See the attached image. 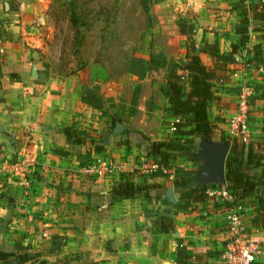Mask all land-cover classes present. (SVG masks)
<instances>
[{"label":"crops","instance_id":"obj_1","mask_svg":"<svg viewBox=\"0 0 264 264\" xmlns=\"http://www.w3.org/2000/svg\"><path fill=\"white\" fill-rule=\"evenodd\" d=\"M258 1L157 0L155 5L162 18L169 13L172 16L170 11L174 10L193 23V39L200 38L195 41L198 47L204 41L216 40L219 51L228 52L248 31L245 51L242 47L234 54L245 62L252 58V46L257 42L264 58V30H254L250 9ZM63 3L0 0V250L13 251L17 244L29 246L36 257L25 264L41 260L44 264H177V244L181 241L190 264H214L226 242L225 216L232 210L212 207L206 201H190L186 208H176L181 200L173 184L175 169L196 173L200 164L177 157L166 172L151 171L150 166L137 171L150 163L146 161L150 142L175 138L168 127L162 128L159 116L165 114L162 102L168 105L160 93L164 77L152 81L159 70H150L146 78L139 79L126 69L138 81L134 85L139 87L134 113L130 112L132 96L119 99L99 88V95L111 100L102 110L82 102L85 88H92L83 84L88 73L83 68L60 71L52 67L62 58L50 57L45 48L52 38L53 17ZM244 15L248 19L245 25L241 22ZM200 55L202 61H210H203L206 65L212 63L210 55ZM181 56L184 59L185 55ZM72 59L69 61H76ZM63 62L67 63L60 64ZM226 67L228 80L216 84L219 99L209 107V119L226 138L235 136L230 120L238 114L239 95L246 88L247 140L263 136L264 64L245 68L242 62H234ZM230 71L238 75H228ZM126 115L128 122L123 121ZM136 115L146 120L137 123L133 120ZM148 118H156L151 133ZM116 123H122L121 127L110 131ZM63 126L78 129L84 142L69 144L60 131ZM96 145L102 149L95 150ZM96 161H115L119 167L106 175L85 174L83 167ZM129 173L135 185L149 186L134 198L109 203L111 188ZM168 188L173 189V201L165 196ZM238 210L249 230L264 236V228L253 221L257 212L252 196L244 198ZM161 211L172 219L167 233L150 228ZM257 264H264V253Z\"/></svg>","mask_w":264,"mask_h":264},{"label":"trees","instance_id":"obj_2","mask_svg":"<svg viewBox=\"0 0 264 264\" xmlns=\"http://www.w3.org/2000/svg\"><path fill=\"white\" fill-rule=\"evenodd\" d=\"M252 20L255 21L256 31L264 30V0L250 5ZM244 14V13H243ZM248 19L244 15L241 22L245 25ZM257 24V26H256ZM179 35L186 38L187 44L184 59H167L163 53L151 54L148 59L133 58L128 72L135 74L139 79H144L150 70H164V79L160 92L168 104L165 108L166 118L177 119L173 121L175 138L168 140L152 141L148 144L146 154L151 157L160 168H170V162L177 157L200 162L197 155L200 139L215 140L219 138L231 144L230 152L225 163L226 188L233 195V205H241L244 198L252 196V204L256 208V216L253 221L257 226L264 228V135L251 137L247 142L241 136L226 138L217 130L216 125L209 119V107L215 103L219 96L216 84L226 82L227 65L234 63V54L249 41V32L244 31L239 40L232 44L228 52H220L217 41L211 43L204 41L201 46H196L193 23L182 18L178 24ZM243 47L242 49H244ZM252 58L247 59L248 66L258 68L264 64L261 57L263 49L261 43L252 46ZM200 53H205L213 58L210 65H206ZM246 60V59H245ZM139 93V87L133 90L130 112H135V105ZM82 102L103 109L105 99L92 88H85ZM172 122V121H170ZM60 131L65 135L69 144H82L84 138L80 131L73 126H63ZM93 142V140H91ZM102 146L96 145L99 151ZM263 168L261 172L255 171ZM176 177L173 181L181 203H177V209L189 206L190 201H206L209 196L206 193L208 187H218L221 184L202 183L195 184V171L175 169ZM149 185L137 186L133 182L130 173L127 178L113 185L108 195L109 203L121 199L134 198L143 193ZM156 219L152 221L150 228H159L160 232L167 233L171 230L172 219L167 217L166 211L156 213ZM179 241L177 244V264H190L186 247ZM36 253L29 246L17 244L13 251L0 250V261L4 264H25L33 260ZM37 264H44L41 260ZM88 264H97L90 261Z\"/></svg>","mask_w":264,"mask_h":264},{"label":"rangeland","instance_id":"obj_3","mask_svg":"<svg viewBox=\"0 0 264 264\" xmlns=\"http://www.w3.org/2000/svg\"><path fill=\"white\" fill-rule=\"evenodd\" d=\"M156 1L64 0L63 7L53 17L52 38L45 47L50 52V57L62 58L56 63L53 62L51 66L60 71L70 69L77 71L83 68L88 73L86 80L83 81L85 86L92 87L98 92L99 89H103L105 94H114L119 99L130 98L134 85L138 83L137 77H131L126 70L132 58L149 57L159 52L167 59H183L181 55H185L183 51L186 49L187 41L178 31L182 17L179 12L172 10L170 11L172 16L169 13L166 18H162L158 12L156 14L158 9ZM199 40V37H195L196 42ZM72 58L76 61H69ZM203 59L204 62H210L206 58ZM64 60L67 63L60 64ZM162 71L156 72L152 81L157 82L158 78L164 77ZM95 84L98 87H95ZM155 87L156 85L153 88ZM164 104L165 102H162L163 110ZM164 115L159 114L162 118L161 124H164L162 128H169L170 121L165 120ZM141 119L144 120L145 117L138 115L133 120L139 123ZM148 120L150 122L147 123L149 124L147 130L150 132L155 129L156 118ZM123 121L128 122L129 117L124 116ZM115 125L110 127V131H113ZM142 128L141 126L140 129ZM171 132L173 134V131ZM147 159L150 163L138 168L137 171L146 170L152 163L156 164L151 157L148 156L146 161Z\"/></svg>","mask_w":264,"mask_h":264},{"label":"built area","instance_id":"obj_4","mask_svg":"<svg viewBox=\"0 0 264 264\" xmlns=\"http://www.w3.org/2000/svg\"><path fill=\"white\" fill-rule=\"evenodd\" d=\"M234 58L235 63L242 62L245 68L248 67L247 61H242L241 55H235ZM229 74L236 76L238 75V72L233 71L231 73L230 71L228 75ZM222 83V81L219 82V84ZM248 91L249 90L246 88L242 89L238 101L239 112L230 120L235 131V136L232 137L241 136L244 142H247L248 139L246 136ZM171 121L169 129L174 131L175 127L173 121H177V119ZM118 167L119 164L113 161H96L89 162L83 167V172L90 176H97L98 174L106 175L113 173ZM149 169L151 171L161 170L163 172H166L167 170L166 168H160L153 163ZM206 193L209 196L206 202H209L212 207H228V211L232 210V212L229 211L225 216V223L227 225L226 242L219 255H217L214 264H257L258 258L264 253V236H256L253 234V231L249 230L245 216L238 210L241 205L232 204L233 195L226 188L225 184H221L218 187H208Z\"/></svg>","mask_w":264,"mask_h":264},{"label":"water","instance_id":"obj_5","mask_svg":"<svg viewBox=\"0 0 264 264\" xmlns=\"http://www.w3.org/2000/svg\"><path fill=\"white\" fill-rule=\"evenodd\" d=\"M32 74H36L34 67L32 68ZM120 127L121 124L116 123L114 131H118ZM230 147V144L225 141L200 139L197 155L200 157L201 163L194 176L195 184L226 183L225 163ZM165 196L168 200L173 201V189L168 188Z\"/></svg>","mask_w":264,"mask_h":264}]
</instances>
